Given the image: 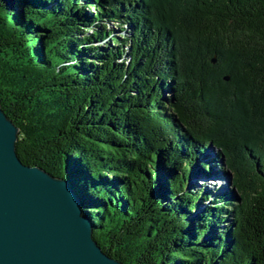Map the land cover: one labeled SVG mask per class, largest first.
Returning <instances> with one entry per match:
<instances>
[{"label": "trees", "instance_id": "obj_1", "mask_svg": "<svg viewBox=\"0 0 264 264\" xmlns=\"http://www.w3.org/2000/svg\"><path fill=\"white\" fill-rule=\"evenodd\" d=\"M0 102L108 257L264 264V0H0Z\"/></svg>", "mask_w": 264, "mask_h": 264}, {"label": "water", "instance_id": "obj_2", "mask_svg": "<svg viewBox=\"0 0 264 264\" xmlns=\"http://www.w3.org/2000/svg\"><path fill=\"white\" fill-rule=\"evenodd\" d=\"M19 133L0 102V264H122L94 240L73 186L23 164Z\"/></svg>", "mask_w": 264, "mask_h": 264}, {"label": "rangeland", "instance_id": "obj_3", "mask_svg": "<svg viewBox=\"0 0 264 264\" xmlns=\"http://www.w3.org/2000/svg\"><path fill=\"white\" fill-rule=\"evenodd\" d=\"M110 28L112 30H114V35H116V37L117 36L120 37L123 34H126L127 35V33H125V32L122 33L121 30L116 25H110ZM217 155H218L217 150H215L214 148L211 147L210 150L207 152V156L205 155V161H207V160L210 161V160L216 159ZM206 157H208V159ZM203 159H204V157H203ZM201 161H202V159L200 160V163H201ZM214 165L215 164H212V166H214ZM218 165L219 166L216 167L217 170H220L221 169L222 171L226 172V174H228L227 177L219 178V180L214 179L213 182H211L212 181V179H211V181H209L208 184H207L208 186H206V187L204 186L203 187L204 189L205 188L210 189L211 192L213 194H215V195H217L219 192L224 191V190H233L232 187H231V184H232V181H231L232 180V176H231L230 172L228 171L226 165H224V166L222 164H218ZM202 182H205V180L202 179V180H199V181H194L193 185L197 189H201V183Z\"/></svg>", "mask_w": 264, "mask_h": 264}]
</instances>
